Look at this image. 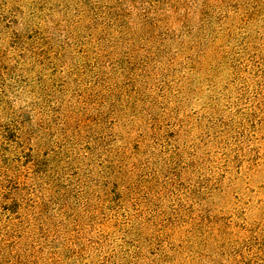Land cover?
Listing matches in <instances>:
<instances>
[{
    "label": "rangeland",
    "instance_id": "obj_1",
    "mask_svg": "<svg viewBox=\"0 0 264 264\" xmlns=\"http://www.w3.org/2000/svg\"><path fill=\"white\" fill-rule=\"evenodd\" d=\"M0 264H264V0H0Z\"/></svg>",
    "mask_w": 264,
    "mask_h": 264
}]
</instances>
